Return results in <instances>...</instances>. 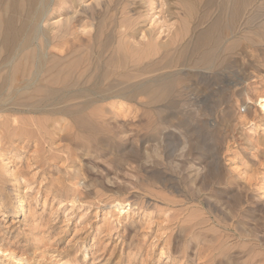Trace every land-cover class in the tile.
Segmentation results:
<instances>
[{
	"label": "rangeland",
	"instance_id": "1",
	"mask_svg": "<svg viewBox=\"0 0 264 264\" xmlns=\"http://www.w3.org/2000/svg\"><path fill=\"white\" fill-rule=\"evenodd\" d=\"M151 1L177 35L162 34L167 47L149 53L132 46L136 35L115 38L105 60L113 79L173 80L165 102L138 94L75 115L105 120L100 130H78L73 115L3 114L22 123L0 133V264H264V0H248L219 31L212 70L194 43L225 23L219 8L231 0ZM151 1L102 0L109 10L98 7L85 30L103 17L105 35L122 22L142 30ZM89 43L79 54L96 52ZM30 120H64V131L42 138Z\"/></svg>",
	"mask_w": 264,
	"mask_h": 264
},
{
	"label": "bare ground",
	"instance_id": "2",
	"mask_svg": "<svg viewBox=\"0 0 264 264\" xmlns=\"http://www.w3.org/2000/svg\"><path fill=\"white\" fill-rule=\"evenodd\" d=\"M101 2L102 0H0V24L4 27L5 52L0 61V133L19 130L22 123L15 118L8 120L3 117L4 113L73 115L70 123L78 130H100L108 126L105 120H92L75 115L90 105L104 103L108 99L132 100L138 94L146 95L154 103H162L168 99L174 87L173 80L162 77L157 81L132 83L137 76L128 74L113 79L115 72L110 73V70H107V65L112 59L105 60V55L115 38L119 39L118 43H125L123 39L134 38L136 35L139 40L136 44L132 43V46L142 50L141 52L149 53L151 47H167L169 41L160 42L162 34L167 32L173 37L177 32L174 30L175 32L170 34L171 26L166 24L160 13L153 12L154 5L151 1L147 8L153 13L147 16L149 25L144 29L139 30L135 25L126 28L122 22L114 24L112 33L105 35L101 30L106 21L103 17L92 34L90 30L85 29L92 28V22L95 21L94 11L98 7L102 8V12L107 13L109 10L107 7L103 8ZM247 3L248 0H231L229 6L223 5L224 3L220 5V11L227 10L229 14L225 23L215 19L207 30L197 36L193 50H201L198 64L212 70L214 47L220 42L219 31L229 30ZM162 6L157 5L160 9ZM42 28H47L48 31ZM37 34L41 35V40L33 47ZM90 41L98 42L99 46L95 44L96 52L79 54L82 46L93 49ZM119 48L124 50L123 45ZM28 50L30 52L25 53ZM184 51L185 48L180 47L179 59H184ZM147 68L148 66L141 70ZM1 73H5L7 77H1ZM4 89L12 90L14 99L6 101L7 99L2 98ZM258 103L260 110L264 112V98ZM60 121L64 120H52L44 126L42 122L35 123L34 120L29 123L43 138L56 135V131L63 132L65 125L59 128ZM56 124L58 129H54ZM129 132L131 130L127 131L126 135ZM17 203H20V200ZM18 260L27 264L25 259Z\"/></svg>",
	"mask_w": 264,
	"mask_h": 264
}]
</instances>
